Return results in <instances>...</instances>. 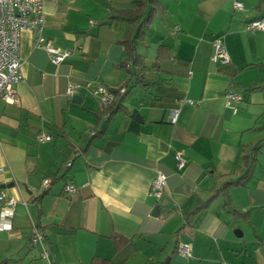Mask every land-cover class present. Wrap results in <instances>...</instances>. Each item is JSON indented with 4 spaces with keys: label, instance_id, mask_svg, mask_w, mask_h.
Segmentation results:
<instances>
[{
    "label": "crops",
    "instance_id": "0c3cea01",
    "mask_svg": "<svg viewBox=\"0 0 264 264\" xmlns=\"http://www.w3.org/2000/svg\"><path fill=\"white\" fill-rule=\"evenodd\" d=\"M157 1L136 39L139 68L121 65L134 17L117 11L134 0H44L40 35L70 51L58 64L35 32H21L16 99H0V190L16 200L0 264H264V29L246 28L264 17V0H238L244 11L233 0ZM216 38L224 63L210 60ZM96 83L120 96L112 115L90 93ZM227 90L242 97L235 112Z\"/></svg>",
    "mask_w": 264,
    "mask_h": 264
},
{
    "label": "built area",
    "instance_id": "2783aa9c",
    "mask_svg": "<svg viewBox=\"0 0 264 264\" xmlns=\"http://www.w3.org/2000/svg\"><path fill=\"white\" fill-rule=\"evenodd\" d=\"M44 0H0V99L12 103L15 101V85L21 80L20 59L18 55L20 35L23 30H30L36 33L34 38L35 47L44 48L53 64H58L70 55L66 49H57L44 42L40 35L42 29V6ZM232 6L237 11H244L245 7L238 0H233ZM92 22V20H90ZM246 28L252 30L264 29V17L246 22ZM213 52L210 56L212 62L224 63L228 60V54L223 41L216 38L212 42ZM89 86L90 83H87ZM78 84L68 82L65 87V94L73 96ZM125 86L120 85L115 88L117 94H124ZM115 91L108 89L103 84L96 83L90 88L98 102L99 109L106 112L111 104ZM225 107L235 112L238 103L241 102V95L233 90H227L223 93ZM177 116V110L172 111L171 121L174 122ZM92 133V132H91ZM51 134L39 133L36 136L37 141L50 140ZM175 165L181 168L185 164V159L180 151L174 153ZM69 164V163H67ZM50 183L49 178L42 180V185L47 186ZM166 183V175L163 172H157L149 187V193L158 198L161 190ZM64 191L73 194L76 187L71 183L64 185ZM16 200L0 190V230H9L12 227L13 210ZM42 233L36 227L33 228L30 241L40 246L41 257L47 258L48 250L43 246ZM177 252L182 256H190V249L187 244L180 243L176 247ZM8 264H19L16 261Z\"/></svg>",
    "mask_w": 264,
    "mask_h": 264
},
{
    "label": "trees",
    "instance_id": "16d2710c",
    "mask_svg": "<svg viewBox=\"0 0 264 264\" xmlns=\"http://www.w3.org/2000/svg\"><path fill=\"white\" fill-rule=\"evenodd\" d=\"M134 5L135 6L132 9L117 10L119 16L128 15L134 17L132 24H130L122 40L126 51V58L121 65L126 66L127 62L130 61V64L133 67L139 68L141 62L140 57L135 50L136 39L142 37V28L151 22L155 12L162 10V6L157 0H134ZM135 25L137 26L136 33L133 34L132 30ZM128 70L132 73V70ZM135 73L137 72L135 71ZM122 85L125 86L126 81L123 82ZM119 98L120 96H114L111 104L107 107V111H109L110 115L119 108L117 105Z\"/></svg>",
    "mask_w": 264,
    "mask_h": 264
},
{
    "label": "water",
    "instance_id": "95a60500",
    "mask_svg": "<svg viewBox=\"0 0 264 264\" xmlns=\"http://www.w3.org/2000/svg\"><path fill=\"white\" fill-rule=\"evenodd\" d=\"M71 98H72V100H77L78 97L74 94ZM131 116L135 119H139V114L136 110H132ZM155 209H156V207L154 208V210ZM260 252L262 253V255H264V246H262L260 248ZM164 264H166V261L164 262Z\"/></svg>",
    "mask_w": 264,
    "mask_h": 264
}]
</instances>
